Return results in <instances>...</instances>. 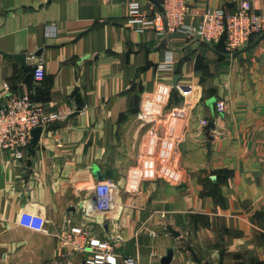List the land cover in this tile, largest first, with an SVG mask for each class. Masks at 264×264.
<instances>
[{
  "label": "crops",
  "instance_id": "1",
  "mask_svg": "<svg viewBox=\"0 0 264 264\" xmlns=\"http://www.w3.org/2000/svg\"><path fill=\"white\" fill-rule=\"evenodd\" d=\"M125 1L0 0V104L8 83L68 113L24 157L0 150V264H58L68 218L138 264H264V35L228 57L225 38L130 26ZM241 1L186 0V23ZM94 166L116 183L106 209Z\"/></svg>",
  "mask_w": 264,
  "mask_h": 264
},
{
  "label": "built area",
  "instance_id": "2",
  "mask_svg": "<svg viewBox=\"0 0 264 264\" xmlns=\"http://www.w3.org/2000/svg\"><path fill=\"white\" fill-rule=\"evenodd\" d=\"M126 17L130 26L144 30L154 26L158 31H182L198 34L202 40L213 43L225 38L229 53L245 47L253 33L264 32V15L253 7V0H242L234 11L207 9L201 21L193 26L186 23L188 5L186 0H162V11L150 12L141 0H126ZM28 60L33 64V77L40 82L45 78L43 59L37 53H30ZM164 67H168L164 65ZM3 102L0 104V150H11L17 158L24 157L30 147L33 130L67 119L68 113L56 109L47 110L32 100L28 94L15 93L8 83L3 84ZM220 113L226 111V102H216ZM203 125L207 120L202 121ZM116 183L111 178L99 180L95 191L100 198L97 208L106 209L114 202ZM60 240L64 247L63 259L58 264H77L75 257L81 255L79 264H138L135 257L119 258L112 238L100 237L90 228L74 223L71 219L61 231Z\"/></svg>",
  "mask_w": 264,
  "mask_h": 264
},
{
  "label": "water",
  "instance_id": "3",
  "mask_svg": "<svg viewBox=\"0 0 264 264\" xmlns=\"http://www.w3.org/2000/svg\"><path fill=\"white\" fill-rule=\"evenodd\" d=\"M155 2H157V0H154ZM158 5L159 2H157ZM160 10L162 11L163 10V7L160 6ZM264 35V32L261 33L260 36H263ZM201 36L200 35H196L195 37V40H201ZM38 54V53H37ZM238 54V52H234L232 54H226L228 57H234ZM7 56L9 57H15L17 59H19L21 61L22 64H24V62L26 61V58H27V54L26 53H22V54H6ZM177 80V78L175 77V81ZM211 126H214V123H211L208 125V129L211 127ZM43 132V127L42 126H38L36 128H34L33 130V137H32V140H31V144L30 146L31 147H34L37 145L38 141L40 140V137H41V134ZM211 145V142L210 140L208 141L207 143V146L210 147ZM94 172L96 173L98 179L102 180L104 178L103 174L100 172L99 168L97 166H94ZM172 255H173V249H170L166 256L164 257V260L165 262H169V260L172 258Z\"/></svg>",
  "mask_w": 264,
  "mask_h": 264
}]
</instances>
